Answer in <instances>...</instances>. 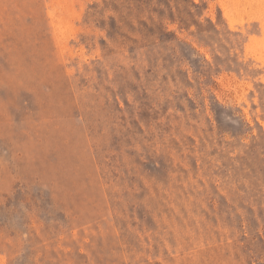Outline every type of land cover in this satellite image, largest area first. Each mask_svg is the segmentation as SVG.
<instances>
[{
	"label": "rangeland",
	"instance_id": "374dc122",
	"mask_svg": "<svg viewBox=\"0 0 264 264\" xmlns=\"http://www.w3.org/2000/svg\"><path fill=\"white\" fill-rule=\"evenodd\" d=\"M0 264H264V0H0Z\"/></svg>",
	"mask_w": 264,
	"mask_h": 264
}]
</instances>
